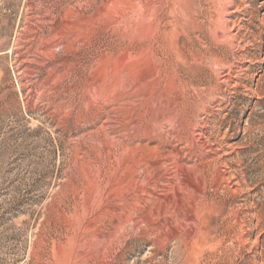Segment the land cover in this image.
I'll return each mask as SVG.
<instances>
[{
    "label": "rangeland",
    "instance_id": "1",
    "mask_svg": "<svg viewBox=\"0 0 264 264\" xmlns=\"http://www.w3.org/2000/svg\"><path fill=\"white\" fill-rule=\"evenodd\" d=\"M0 264H264V0H0Z\"/></svg>",
    "mask_w": 264,
    "mask_h": 264
}]
</instances>
